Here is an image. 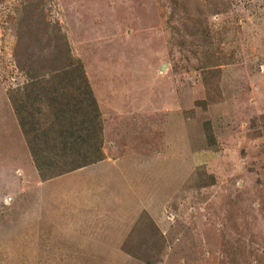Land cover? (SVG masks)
I'll return each instance as SVG.
<instances>
[{
	"label": "rangeland",
	"instance_id": "rangeland-1",
	"mask_svg": "<svg viewBox=\"0 0 264 264\" xmlns=\"http://www.w3.org/2000/svg\"><path fill=\"white\" fill-rule=\"evenodd\" d=\"M84 84L100 164L21 186ZM0 264H264V0H0Z\"/></svg>",
	"mask_w": 264,
	"mask_h": 264
},
{
	"label": "trees",
	"instance_id": "trees-1",
	"mask_svg": "<svg viewBox=\"0 0 264 264\" xmlns=\"http://www.w3.org/2000/svg\"><path fill=\"white\" fill-rule=\"evenodd\" d=\"M75 78H78V75L73 77V79ZM76 82L69 78L66 80V85H78ZM76 88L78 89V86ZM77 92L78 97L75 100L77 102L76 105H71V107L73 106L72 110L64 109L67 108L65 107L67 102L72 101L71 93L61 95L65 102L55 101L56 98L52 96L53 94H49V98H47V107L52 109L50 115L54 119L53 121L62 124V128L57 125L39 130L38 126L26 125L21 121V117H17L20 118L18 127L30 160L41 180H49L73 172L102 159L99 152L100 144L98 142V145L95 146L96 143L93 141L94 131L96 136L101 134L98 127L101 126L100 113L94 101H90L91 94L86 84L82 85ZM50 93H52L51 90ZM35 97L37 96L34 95L32 98L35 99ZM80 97L81 99H79ZM17 113L14 112V114ZM65 114L71 115V117L63 118ZM29 116L32 117V115ZM65 118L67 119L64 120Z\"/></svg>",
	"mask_w": 264,
	"mask_h": 264
},
{
	"label": "crops",
	"instance_id": "crops-1",
	"mask_svg": "<svg viewBox=\"0 0 264 264\" xmlns=\"http://www.w3.org/2000/svg\"><path fill=\"white\" fill-rule=\"evenodd\" d=\"M99 111H101V109ZM24 157H22V160L19 162H17V160L15 161L17 163L19 170L23 169V167L26 168V169H23L24 172L19 174V176L22 175L21 178L19 179V184L21 186L33 185V187H34V186L38 185V187H43V189H45V187H44L45 185H47L48 183L49 184L52 183V181H57L59 179V177H62L65 175H71L72 173H76V174L81 173V172H83V170L87 171V169H91L92 167H94V164H92L90 166L78 169L77 171H73L72 173L64 174V175H61V176H58V177H55V178H52V179H49V180L42 182V181H40V179L37 175V172L35 171V169L33 167V164L30 160L29 153H28L27 149L25 150ZM95 164L98 165L100 163H95ZM32 183H34V184H32Z\"/></svg>",
	"mask_w": 264,
	"mask_h": 264
}]
</instances>
